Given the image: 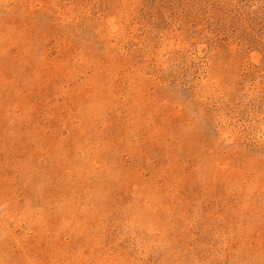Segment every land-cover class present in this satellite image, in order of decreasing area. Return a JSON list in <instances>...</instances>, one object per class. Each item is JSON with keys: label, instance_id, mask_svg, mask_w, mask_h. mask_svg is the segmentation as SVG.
<instances>
[{"label": "rangeland", "instance_id": "rangeland-1", "mask_svg": "<svg viewBox=\"0 0 264 264\" xmlns=\"http://www.w3.org/2000/svg\"><path fill=\"white\" fill-rule=\"evenodd\" d=\"M0 264H264V0H0Z\"/></svg>", "mask_w": 264, "mask_h": 264}]
</instances>
